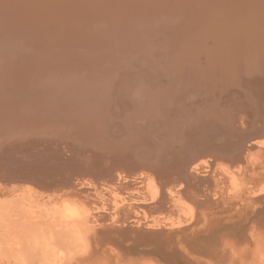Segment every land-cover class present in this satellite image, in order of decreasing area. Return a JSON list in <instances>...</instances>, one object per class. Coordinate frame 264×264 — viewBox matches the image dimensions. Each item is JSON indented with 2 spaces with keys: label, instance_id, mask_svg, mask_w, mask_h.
Masks as SVG:
<instances>
[{
  "label": "bare ground",
  "instance_id": "1",
  "mask_svg": "<svg viewBox=\"0 0 264 264\" xmlns=\"http://www.w3.org/2000/svg\"><path fill=\"white\" fill-rule=\"evenodd\" d=\"M101 46L116 56V73L110 72L116 62L108 67L105 56L100 55L105 60L98 58L93 63L94 68H99L104 61L105 71L89 66L93 64L88 58L99 55L101 51L94 49ZM198 52L205 58L198 56L197 63L186 62V57ZM39 54L49 63L39 64L40 58L35 61ZM155 55L165 61L163 69L148 61ZM177 55L184 59L179 61ZM33 60L39 65L30 62ZM202 60L206 64L200 68ZM133 61L137 62L132 66L137 71L128 77L134 89L129 88L128 93L125 85L123 89L118 84L112 93V81L108 79L121 83L127 76L126 63ZM120 66L125 69L123 72ZM181 68L185 71L179 76ZM152 70L168 83L163 92L154 96L150 90L157 85L151 83L156 79ZM205 87L219 90V95L202 96L203 99L192 103ZM230 87L240 91L230 90L226 101L219 102L222 98L216 97ZM125 91L131 96L129 107H125L128 101L125 104L122 100L127 95ZM13 95L19 99L15 104L10 100ZM230 95L238 101L233 102L236 100ZM3 97L8 100H0V175L5 178L2 181L25 185L40 182L45 186L57 181L64 188L77 187L84 181L92 182L85 179L86 175L111 178L118 162L124 166L114 173L119 184L126 180L122 173L136 172L138 167L130 168L135 159V165L151 171L138 173L141 180H147V191L144 190L151 202L159 204L162 198L166 185L160 181L163 176L170 177L163 180L169 184L170 179L180 180L185 188L196 189L192 193L194 199H209L212 192L202 189L205 183L196 175L202 172L200 163L209 167V161L215 163L216 157L222 155L230 163L224 167L225 174L232 176L234 167L242 174L240 160L251 148L264 145V0H0V99ZM240 107L252 109L248 130L241 126L244 116L237 115ZM257 118L263 123L259 129L254 120ZM114 120L116 123L112 124ZM126 129L133 136L128 142L108 141H117L122 134H116V130L122 133ZM251 136L257 138L247 141ZM18 138L23 143L10 142ZM236 144L241 147H236L239 153L233 155ZM19 145L22 147L17 151ZM11 152L18 153V159L12 160L8 156ZM243 152L246 153L241 158ZM45 154L50 157L44 158ZM207 154L214 158L202 159ZM107 159L112 161L110 166L105 163ZM42 160L46 163L42 164ZM46 169H53L54 173L46 178L39 176ZM232 184L235 186V182ZM191 201L194 204L195 200ZM20 222L15 220L14 224ZM20 226L29 233L36 232L34 225L25 227L21 222ZM18 229L16 232H20ZM53 251V264H62L71 254L65 247Z\"/></svg>",
  "mask_w": 264,
  "mask_h": 264
},
{
  "label": "rangeland",
  "instance_id": "2",
  "mask_svg": "<svg viewBox=\"0 0 264 264\" xmlns=\"http://www.w3.org/2000/svg\"><path fill=\"white\" fill-rule=\"evenodd\" d=\"M7 3H10V1H7ZM7 6L12 7L14 5L8 4ZM7 18H9V15ZM212 43L213 42L211 41V44ZM97 48L98 50H96ZM50 50L51 48H49V51ZM94 51L101 52H99V55L97 53L96 56L94 55L93 57L89 54L91 58H88V62H90V64H95V62L98 61V58L99 60H102L105 56V58L107 57V61H105L107 66L109 64L108 67H112L114 62H116L113 69H110L112 74H114L113 71L116 73L119 65H117L116 56L111 53V50L101 46L96 47ZM105 52L108 53L105 55ZM207 52L209 51L204 53ZM107 54H111V56ZM198 56L199 58L200 56L205 58L202 53L198 52L197 55L196 53L194 55L190 54V56L186 57L187 60H185L186 62L189 61L188 63H197ZM158 57V55L151 56L148 61L154 66L157 65L155 66L156 68L161 67L163 69L165 61L162 58L158 59ZM182 57L183 56L177 55L176 59L178 58L179 61H182L184 59V57ZM95 58L97 60H94ZM44 59V56H41L40 54L36 59L34 58L35 61L38 60L40 62L39 64H41V62H43V64H48L49 60ZM33 61L30 62L39 65L37 62ZM102 62L105 64L104 61ZM133 63L135 64L137 62L133 61L132 63H126L129 65V68H125V74L127 76L121 83L115 78V81L111 78L108 79L110 82L112 81V93L118 86H122L124 89L123 86L125 85L127 92L129 88L131 90L134 89V83L131 84V79L128 77V75L135 74L137 71H134L135 69L132 67ZM94 64L89 66H92L95 70H99L101 67L100 72L105 71L106 67H103V64L99 66V68H94L96 67ZM205 64L206 62L201 64V66L198 65L201 68L204 67ZM115 66L116 70L114 68ZM122 68L123 67L120 66V72L125 70ZM184 69H179V76L184 73ZM152 72L155 73L154 75L156 76L153 79H156L151 81V83L155 86L157 85V87L151 88L150 90L154 96L156 92L157 94L163 92L168 85L166 86L167 82L162 80L164 76L160 75L161 78L157 75L159 74L158 72H155L154 70H152ZM65 74H67L65 76L67 78L69 75L68 73ZM161 80L163 83H159L162 82ZM109 81L107 82L110 84ZM155 81H157L158 84H156ZM126 84L128 86H126ZM96 86L97 85L94 87ZM204 90V93L202 92L200 97L193 100L192 103L200 101V99H203L205 96V98H210L213 93L219 95V90H211L209 87H205ZM230 90L240 91L239 89L230 87L222 92L223 94L221 93L220 96L216 97H219L220 99L222 98L221 101H218H223L224 103V101H226L225 98L230 94ZM127 92L125 91L126 94ZM129 97H131L130 94L122 97L124 103L125 100L128 101L127 104L125 103V107H129ZM230 98L232 100L235 99V97L232 98L231 95ZM4 99L8 100V98L4 97L0 100ZM10 100L15 104L19 99L18 96L16 97L13 95V98H10ZM28 100L29 98L27 101ZM235 100L236 101L233 102L236 103L238 100L237 98ZM24 101L26 100H23V102ZM155 101L156 99L154 102ZM212 101L216 103L217 100ZM108 106L110 107V104ZM240 108H243L244 110H241ZM240 108H236L238 110L237 115H243L245 117L242 119L241 126L248 130L247 128L251 124L252 117L250 118V116H252V109L248 107ZM122 117L120 116L118 118H121L122 121L127 115L123 118ZM127 118H129V115ZM117 119L115 120L119 122L120 120ZM115 120L112 124L116 123ZM126 120L124 122L125 124L127 123ZM254 120L257 124L256 128L259 129L260 126L263 125V123H261L262 121L259 118ZM234 123L236 124L235 121ZM118 128H120V126ZM116 131V134L122 135H118L117 141H115L116 139L109 138V142H115L114 144H117L118 142L119 144L121 143L120 140H123L122 143H124V141L128 142V140L133 137H130L131 134L128 133L127 129L122 133L119 130ZM126 133H128V135ZM108 136L112 137L113 135L111 136V134H108ZM256 138L257 136H251L247 138V141L250 140L249 142H251ZM229 141H231V138H229ZM10 142L23 143V140H21V138H18L17 141L16 139H10ZM20 146L22 147V145H19V147L15 146L17 151L21 148ZM52 146H54V144ZM239 146V144H236L234 147L235 150L231 152L233 155L239 153ZM251 149L252 150L249 151L250 153L248 152L249 156H247L248 153L246 152L239 155L242 158V156L245 155L244 153H246V156H244L246 160L240 158V169H243L242 174L240 173L241 171L239 172L238 170L237 172V169L235 170L237 167H234V170L231 169V171L234 172L233 174L231 172L230 175L232 176L225 174L224 167L228 165L230 166V163L228 162L227 164V161L229 160L222 155L219 156L221 158L215 156L217 158H215L217 161H215V163H210L208 160V164L211 165H209V167L200 163L201 168L203 167L202 172L206 173L203 174L201 172L204 178L200 175L201 173L196 175L197 177L199 175V178L205 183V187L203 186V188H201L209 189V194L212 192V194L209 195L210 197L213 195L211 199L209 197L210 200L208 198L206 200L203 198L198 199V197H196L197 200L194 199L192 193L194 191L196 192V189L193 187H190V189L189 187H187L188 189L185 188V184L180 180L171 181L170 179L171 183L169 184V182L163 181L167 176H163L160 181L163 185H166L164 186L165 189H162V198L160 199L159 204L151 202L149 195L147 194L148 192H145V190L147 191V180H141L140 178L142 175L138 174L141 170L146 172L151 171L135 165V159L131 162L133 165L127 164V162L126 165H130L131 169L138 167L139 171L137 170L138 168H136V170L134 169L136 172L138 171L137 176L136 172H134L135 174L133 172L128 174L122 173V177H126V180H121L122 182H119V184V180L114 179V175L119 172L118 170H120V167L124 166H119L118 162L115 163V174L113 173L111 178L101 179L102 176H100L99 180L97 178L99 175H95L93 178L91 177L92 175L88 177L86 175L85 179L92 180L91 183L83 180V184H78L77 187L69 186L68 188H64V185L57 181H53L55 184L50 186H45L42 183L39 184L40 182H35L29 185H25L26 183L17 184L16 182L9 183L2 181L5 180V178L0 175V264H53V250L58 247H65L71 253L69 258L62 264H264V145H259L258 147H253ZM215 153L218 152L216 151ZM231 153L230 155H232ZM16 154L11 152L8 156L11 155L10 158H12V160L13 158L18 159ZM208 155L209 154L205 155L207 157L202 156L203 158H201L210 159L211 154ZM46 156L47 155L45 154L44 158H46ZM47 157H50V155ZM211 158L213 159L214 157ZM116 159L121 160L119 158ZM218 159H221L222 161H219ZM122 161L123 160H121V162ZM223 161H225V163H223ZM106 162L108 165L109 163H112L109 159H107L105 163ZM45 163L46 160H42V164ZM205 168L209 169L204 170ZM53 173V169H46V173H40L39 176H44L46 178L47 174L51 175ZM131 174L134 177H132ZM233 176H236V178H233ZM241 179L245 182L241 181ZM179 182L182 183V186L177 188L181 185ZM212 182H215V184ZM232 182H235V186H233ZM99 183H101V186ZM35 184L40 186V188L36 187V189L35 186L37 185ZM19 185L22 186L19 187ZM170 186H172V193L169 192ZM232 187L234 189L231 190ZM71 188L74 189L71 190ZM140 189H142V192H140ZM177 192L180 195H178ZM181 193L184 196L181 195ZM186 195L187 197H185ZM178 197L183 198L181 200V198L178 199ZM191 198L192 200H195L193 201L194 204L192 203ZM207 200L209 202H207ZM199 201H202L200 202V204H202L201 206H199ZM154 204L156 206L152 207ZM181 207L183 210L180 212L182 209ZM25 214L29 220L23 216ZM18 217L19 220H22L21 222H23L25 227H28V225L35 226L37 224V228H35L36 226H33V229H35L36 232L29 233L26 229H21V222L18 220ZM15 220L16 222H20V224H14ZM28 221L30 224H28ZM14 225H19V229L15 228ZM15 229L20 230V232H16Z\"/></svg>",
  "mask_w": 264,
  "mask_h": 264
}]
</instances>
